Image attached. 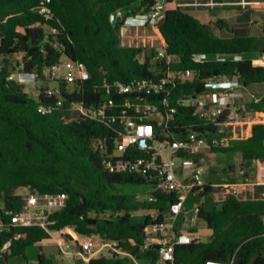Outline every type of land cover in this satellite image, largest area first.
<instances>
[{
    "label": "trees",
    "instance_id": "obj_1",
    "mask_svg": "<svg viewBox=\"0 0 264 264\" xmlns=\"http://www.w3.org/2000/svg\"><path fill=\"white\" fill-rule=\"evenodd\" d=\"M42 0H0V207L16 211L22 207L23 195L17 187L38 193L67 195L63 208L51 213L48 230L39 226H14L5 223L0 231V256H25L29 246L37 245L36 264H54L40 242L66 228L85 237L97 235L116 240L119 246L140 261L155 264L157 245L143 247V228L151 222L149 215L135 217L138 209H162L169 195H157L155 202L138 200L135 192L121 186L147 184L137 172L114 173L102 165L104 154L94 150V139L112 137L120 127L117 122H101L77 114L72 106L96 105L109 86L110 96L122 107L125 99L133 104L143 99L170 114L167 131L183 135L195 130L205 136L215 131L213 122L192 114L193 106L181 104V96L204 93L209 81L220 78L235 80L246 86L264 83V64H255L246 54H264V31L260 35L222 37L184 6L167 8L156 26L164 38L166 56L172 60L171 70L190 69L193 77L176 81L168 94V104L161 102L163 90L154 92L149 83L162 75L158 63L150 61L145 46L120 43L119 27L123 19L109 16L121 10L124 16L141 15L153 0H50L52 16L45 18L37 10ZM172 3L173 0H166ZM221 20L215 23L219 25ZM45 28L54 31L46 32ZM22 29L24 30L22 32ZM20 37L27 42L21 50ZM25 72L37 71L41 78L44 66L64 56L81 60L89 77L67 88L58 81V91L45 93L44 88L32 97L25 86L12 77V61ZM208 58L195 60L194 54ZM220 55L223 58H217ZM237 55L239 58H234ZM156 65V66H155ZM159 66V65H158ZM163 71V70H162ZM145 86L138 87L142 81ZM131 85L132 89L116 92L115 83ZM61 105L41 112L39 106ZM174 109L172 112L171 109ZM247 111H264V94L244 104ZM133 109H128L132 113ZM226 117H222L225 119ZM156 136L159 126L153 122ZM212 150L239 153L249 163L264 161V123H254L251 135L231 139L225 146ZM134 155L143 151L133 148ZM262 186L258 185L256 194ZM201 217L211 234L199 243L176 244V264H204L206 260L231 264H264V199H239L226 195L220 202L202 207ZM69 238H71L69 236ZM9 245L2 250L5 243ZM85 264H134L128 255L107 253L92 256Z\"/></svg>",
    "mask_w": 264,
    "mask_h": 264
},
{
    "label": "built area",
    "instance_id": "obj_2",
    "mask_svg": "<svg viewBox=\"0 0 264 264\" xmlns=\"http://www.w3.org/2000/svg\"><path fill=\"white\" fill-rule=\"evenodd\" d=\"M50 0H42L37 10L45 18L52 16V10L48 5ZM238 4L241 7L257 6L264 3V0H238L228 2ZM218 2L210 0L207 2L191 1L180 4L181 6H199V5H215ZM167 10L166 0H153L148 5V11L139 16H124L121 10L110 14L109 20L113 21L115 17L123 19L119 27L120 43L127 46H140L134 44V39L128 32L129 27H146L147 25L156 26V22L161 19ZM54 31V29H51ZM125 33H127L125 35ZM124 38V39H123ZM142 46V45H141ZM165 43L161 37V42L152 49L150 61L157 64L162 75L156 83H149V87L154 92L163 90L166 94L161 102L164 106L168 104V94L172 89L167 85H172L176 81L185 82L192 79L193 71L190 69L171 70L167 67L172 60L166 56L164 49ZM146 47V46H145ZM217 58H223L216 55ZM208 58L205 53L194 54L195 60ZM234 58H239L235 55ZM159 65V66H158ZM156 66V65H155ZM163 70V71H162ZM44 78L40 77L37 71L25 72L19 71L14 74L18 82L29 88L36 81L44 79H57L64 81L66 84L82 81L89 77L86 65L81 60H74L67 57H60L57 62L50 66H44L42 71ZM222 80H231L220 78L215 81H209L206 86L215 85L222 89L216 92L211 102L200 95L181 96L179 102L185 105L193 106L192 114L199 119L211 121L214 124L215 131L209 136H205L195 130H185L183 135H176L167 131L168 119L170 114L163 113L161 109L151 102L143 99L142 103L133 104L130 99H125L122 107L116 112L119 106L110 96L109 86L106 85L105 94L96 105L84 106L82 103H76L72 109L80 115L101 122H117L119 128L115 135L103 139H94L92 146L94 150L104 154L101 159L102 165L109 172H137L145 179V182L151 186V191L143 197L142 200L155 202L157 195H169L170 201H166V205L160 208L143 209L147 210L151 222L143 228L145 236L144 248L150 244L157 245L158 261L155 264H176L174 261V248L176 244L199 243L206 240L196 227L201 217L202 207H205L202 199L206 196L211 197V204L220 202L226 195H233L239 198L243 193V198L249 199L257 197L264 199V181L256 180H224L220 183H212L204 181V163L198 159V155L203 149H211L212 146H225L230 139L219 135L220 131L217 126L224 119H219L221 115L228 109L232 98L241 96L240 92L228 84H220ZM148 81H142L138 87L145 86ZM116 92L122 93L130 91L131 85H124L120 82L115 83ZM55 90L45 89V93L51 94L57 92ZM61 105L58 99L54 105L39 106L41 112L53 109ZM132 108L133 112L128 113V109ZM173 112L174 109L172 108ZM153 122L159 126V134L163 137L156 136ZM111 138L109 150L107 149V139ZM133 148L143 151L141 155H134ZM260 161V160H256ZM261 185L257 194L250 193L252 196L247 197V191L254 186ZM257 188V187H256ZM67 195L64 192L59 193H38L27 189V193L23 195V204L19 210L12 211L0 207V231L4 229L5 223L14 226H39L48 230L51 223L50 216L55 210L61 209L66 204ZM197 200V201H196ZM69 239V234L64 230H60ZM72 242L68 240L60 244V251L66 255L78 254L86 261L90 257L100 254L104 251L107 253H117L120 255H128L134 264H151L149 262L140 261L133 255L129 254L119 246L116 240H108L97 235L85 236L81 241L74 236H70ZM9 242L5 243L2 250H5ZM204 264H231L216 260H206Z\"/></svg>",
    "mask_w": 264,
    "mask_h": 264
},
{
    "label": "rangeland",
    "instance_id": "obj_3",
    "mask_svg": "<svg viewBox=\"0 0 264 264\" xmlns=\"http://www.w3.org/2000/svg\"><path fill=\"white\" fill-rule=\"evenodd\" d=\"M140 15V14H139ZM134 15V16H139ZM24 30L22 29V32ZM46 32H49L50 30L45 28ZM127 33H125L126 35ZM119 37L121 39L120 30H119ZM131 37L134 39L135 45H142L147 47L146 54H149L150 48H154L161 42V35L159 33V30L157 26H151L147 25L146 27H138V29H134V31L131 32ZM124 39V38H123ZM25 43L27 45V42L25 40ZM21 56L20 54H16L13 57L12 61V74H17L19 71H23L21 69V65H18L17 61L19 60ZM247 58H252V61L255 64H264V54H246ZM2 59L0 55V65H2ZM11 74V75H12ZM15 77V76H14ZM58 87V80L57 79H44L39 80L34 83L31 87L26 88V90L31 94L32 97H35L39 92L40 89L44 90L50 89L55 90ZM68 89H72V85L70 83L67 84ZM222 89L220 86L215 85H209L206 87V90L204 93L200 94V96L205 97L207 94L211 95L214 91L217 92L218 90ZM253 90V96H260L262 93H264V83H256L252 85ZM249 96L250 93L246 91ZM213 101V100H212ZM247 101V100H246ZM211 102V101H210ZM231 107H228V109L225 111L223 115L220 116L219 119H222V117H226V124L218 125L221 129H223L219 135H222L226 138L232 137V119L241 120L243 113H237L234 114L231 110ZM240 111V110H239ZM241 112V111H240ZM244 121V119H242ZM257 123V122H256ZM240 136V134H238ZM198 159L202 160L204 163V168L206 169L208 166L213 167L216 172H219L220 175L217 177V180H231L230 178H234L236 180H249L251 182H255L256 173L258 172L259 168L262 170V173H264V163H259L256 160L252 162H245L240 154L238 153H224L220 151H214L212 149H203L202 152L198 155ZM238 177V179H237ZM124 191L128 192H135L137 194L138 200H142L143 197H145L150 191L151 186L149 184H135V185H123L121 186ZM256 185L254 186V190L250 188L246 193L247 197H251L252 195L250 193H255ZM15 191L21 195H25L27 193V189L25 187H17ZM243 193L239 195V198H243ZM197 201V200H196ZM204 205L209 207L211 205V197L206 196L202 201ZM147 214V210L138 209L137 211L133 212V215L135 217L143 216ZM196 227L201 232V234L208 238V235L211 234L210 229L207 228L206 223L204 220H199L196 223ZM69 229V228H68ZM64 229L65 233L69 234V230ZM80 239L82 240L83 237L81 236ZM65 241L64 237L60 236L58 233L53 232L52 235L49 238H46L40 242V245L42 246L45 253L49 256H52L54 258V264H85L86 260L83 259L78 254H72V255H66L60 251V244ZM37 245L29 246L25 250V256L22 255H16V256H8L6 259L3 258V256H0V264H36L37 262ZM100 254L107 255V252L104 251ZM100 254H96L95 256H98Z\"/></svg>",
    "mask_w": 264,
    "mask_h": 264
},
{
    "label": "crops",
    "instance_id": "obj_4",
    "mask_svg": "<svg viewBox=\"0 0 264 264\" xmlns=\"http://www.w3.org/2000/svg\"><path fill=\"white\" fill-rule=\"evenodd\" d=\"M191 1H200V2H207L210 0H173L172 3L167 2V8L180 5L183 3H188ZM218 2V4L215 5H199V6H184L186 10L191 13L192 15L199 18L204 24L208 25L213 33L217 36L222 37H232V36H249V35H260L262 31H264V3L257 5V6H247V7H241L238 4L228 3V2H235L238 0H214ZM221 20L222 22L217 25L215 22ZM129 34H131L134 29H138L136 27H129L128 28ZM255 54V53H252ZM12 74L11 76H13ZM230 84L235 91L240 92L241 96L234 97L231 100V103L229 107H231L234 114L237 113H243L244 116L241 118L244 119V121L236 119H232V137L231 139L235 138H245L251 135L252 131V125L254 123H264V111H255L250 112L247 111L244 108V104L249 102L251 99H257L260 96L254 97L252 85L249 84L246 86H243L239 83H237L235 80H222L220 81V84ZM248 91L251 96H249L247 93ZM216 95V92L214 91L211 93V95H206L204 98L207 102H210L214 99ZM247 100V101H246ZM241 112H240V111ZM226 119L223 120L222 124H226ZM217 130L220 132L223 130L220 127H216ZM240 134V136H238ZM239 154V153H238ZM202 161V160H201ZM203 162V161H202ZM259 163H264V161H257ZM220 175L219 172H216L213 167H207L204 172V181L205 182H212V183H220L222 181L217 180V177ZM256 180H262L264 181V173H262V170L259 168L258 172L255 174ZM231 180L238 181V177L236 179L230 178ZM68 229V228H66ZM69 230V236H74L77 240L81 241L80 235L75 233L72 229ZM53 233V232H52ZM51 233V235H52ZM60 236L64 237L65 241L68 240L70 243L72 242V239H68L64 234L61 232H56Z\"/></svg>",
    "mask_w": 264,
    "mask_h": 264
},
{
    "label": "water",
    "instance_id": "obj_5",
    "mask_svg": "<svg viewBox=\"0 0 264 264\" xmlns=\"http://www.w3.org/2000/svg\"><path fill=\"white\" fill-rule=\"evenodd\" d=\"M148 11V6L145 8V12H147ZM160 33V32H159ZM160 35H161V33H160ZM161 37H162V35H161ZM162 39H163V41H164V38L162 37ZM17 44H18V46H19V48L21 49V50H24V49H26V47H27V45H26V43H25V39L23 38V37H20L19 39H18V41H17ZM12 77H14V75L12 76ZM110 144H111V138H108L107 139V142H106V146H107V149L109 150V148H110ZM141 175V174H140Z\"/></svg>",
    "mask_w": 264,
    "mask_h": 264
}]
</instances>
